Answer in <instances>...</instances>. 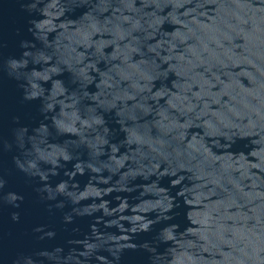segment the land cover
<instances>
[{"label": "water", "instance_id": "95a60500", "mask_svg": "<svg viewBox=\"0 0 264 264\" xmlns=\"http://www.w3.org/2000/svg\"><path fill=\"white\" fill-rule=\"evenodd\" d=\"M0 264H264V0H0Z\"/></svg>", "mask_w": 264, "mask_h": 264}, {"label": "clouds", "instance_id": "9594fccd", "mask_svg": "<svg viewBox=\"0 0 264 264\" xmlns=\"http://www.w3.org/2000/svg\"><path fill=\"white\" fill-rule=\"evenodd\" d=\"M21 47H25V44L22 42ZM29 53L27 51L24 52V57H27ZM24 57L20 59L9 57L4 60V68L7 72V75L10 78L17 80L20 84V87L24 88L26 98H33L40 96L42 93L37 91V84L27 79V65L28 60ZM35 75H39L38 73ZM30 84L31 90H29L28 85ZM23 147V144H21ZM22 167V166H21ZM18 206V205H17ZM16 218L15 216L13 217Z\"/></svg>", "mask_w": 264, "mask_h": 264}]
</instances>
